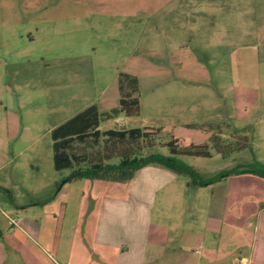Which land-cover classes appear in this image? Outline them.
Returning <instances> with one entry per match:
<instances>
[{
  "label": "rangeland",
  "instance_id": "obj_1",
  "mask_svg": "<svg viewBox=\"0 0 264 264\" xmlns=\"http://www.w3.org/2000/svg\"><path fill=\"white\" fill-rule=\"evenodd\" d=\"M121 72L140 79V112L108 117L120 107ZM93 103L103 113L102 130L219 122L248 128L253 150L229 159L213 148L212 157L180 156L205 177L254 156L264 162V0H0V184L24 206L8 204L0 191L5 216L21 223L24 215H43L45 205L30 204L53 203L56 184L73 169L54 168L51 131ZM168 139L160 134L143 149L133 144L132 156L169 154L162 145ZM110 145L90 140L77 150L103 155ZM174 174V186L158 190L150 206L145 264H241L232 257L253 250L264 264V229L256 232L264 178L242 173L192 187ZM128 191L113 178H76L55 193L60 199L49 210L70 199V264H115L113 252L96 262L91 232L103 199ZM212 197L222 203L217 219L210 217Z\"/></svg>",
  "mask_w": 264,
  "mask_h": 264
},
{
  "label": "trees",
  "instance_id": "obj_2",
  "mask_svg": "<svg viewBox=\"0 0 264 264\" xmlns=\"http://www.w3.org/2000/svg\"><path fill=\"white\" fill-rule=\"evenodd\" d=\"M138 76L121 72L119 77L120 107L113 110L111 117L120 111L128 115H138L140 112ZM102 111L97 103L87 106L85 109L68 118L66 121L54 127L51 131L53 139V161L56 171L73 169L76 178H113L125 183L131 180L138 170L158 164L177 173L184 174L188 180V186L203 187L218 182L228 175L252 173L264 178V162L254 156L249 165L237 164L227 170L219 172L212 177H205L199 169L184 162L180 156L212 157L214 151L223 159H229L233 154L246 148L253 150L248 128L234 127L229 122L209 123L204 128L198 124L181 126H144L128 129L110 128L100 129ZM225 127V129L223 128ZM160 134H166L169 139L162 145L169 149V154L159 152L132 156L136 153L132 145L140 149L153 147L154 141ZM103 139L110 141V151L102 155L100 151L94 154L80 153L78 144L87 143L90 140L99 144ZM101 153V154H100ZM104 157H123L119 163H98ZM84 163L90 166L81 168Z\"/></svg>",
  "mask_w": 264,
  "mask_h": 264
},
{
  "label": "crops",
  "instance_id": "obj_3",
  "mask_svg": "<svg viewBox=\"0 0 264 264\" xmlns=\"http://www.w3.org/2000/svg\"><path fill=\"white\" fill-rule=\"evenodd\" d=\"M5 165L0 163V170ZM174 173L175 171L159 165L145 166L137 171L130 182L123 183L129 190L125 197L106 196L103 199L97 223L91 232L93 241L98 246L97 252L94 253L96 262L108 260L113 252L115 264L146 263L147 247L151 236L147 230L150 223V206L158 190H163L171 184L174 186L173 179L176 177ZM160 179L163 180L158 183L157 180ZM69 181L71 178L65 180L61 186L56 184L51 194L53 203L49 204V199L46 198V200L30 204L32 207L45 205L42 208L43 215L25 217L23 214L22 222L19 223L15 217L5 216L0 208V264H70V253L72 252V256L74 253L71 242L73 234L68 221V219L71 220V216L68 217L64 212V209L69 207L70 199H63L58 210H49V207L60 199L61 194L54 196L55 193H60ZM8 189L0 184V191L8 198L6 202L18 208H24L10 197ZM68 193L69 191L66 192L67 197ZM23 210L25 214L28 213L27 209ZM222 211L220 200L212 197L210 217L217 219ZM17 214L20 218V213ZM48 221L49 225H47ZM262 228L264 229L263 215L258 220L256 232L260 234ZM200 243L204 244L203 241ZM179 249L182 251L181 247ZM196 252L201 253L202 250L196 248ZM67 256H69L68 259ZM238 261L241 264H262L258 262L260 258L255 250L248 255H234L232 262Z\"/></svg>",
  "mask_w": 264,
  "mask_h": 264
}]
</instances>
